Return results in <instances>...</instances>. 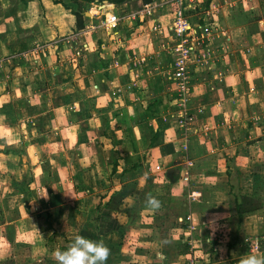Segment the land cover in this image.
I'll list each match as a JSON object with an SVG mask.
<instances>
[{
	"label": "crops",
	"instance_id": "1",
	"mask_svg": "<svg viewBox=\"0 0 264 264\" xmlns=\"http://www.w3.org/2000/svg\"><path fill=\"white\" fill-rule=\"evenodd\" d=\"M212 3L215 52L181 123L151 29L169 5L127 12L113 37L88 30L114 14L106 2L77 22L51 0H0V264L14 245L41 251L25 264H90L92 251L94 264H262L244 240L264 232V208L237 205L264 176V0ZM159 131L164 154L149 145Z\"/></svg>",
	"mask_w": 264,
	"mask_h": 264
},
{
	"label": "built area",
	"instance_id": "2",
	"mask_svg": "<svg viewBox=\"0 0 264 264\" xmlns=\"http://www.w3.org/2000/svg\"><path fill=\"white\" fill-rule=\"evenodd\" d=\"M204 0H161L160 2H151L141 6L139 11L130 14V18L137 16H151L155 10L163 5H169V19L166 24L162 25V21L151 19L152 31L164 30L165 43L162 44L163 50L170 59L169 63V80L173 87L174 102L179 112V120L181 123L185 120L186 106L190 102L191 97V80L192 73L197 69H206L211 64L214 46L211 42L213 32L212 23L217 8L209 1L206 8H203ZM119 19L114 14H104L102 19L88 25V30L102 28L107 30L113 37L117 36V24ZM74 38L72 35H66L51 42L52 47L65 44L71 46ZM84 48V46L82 47ZM223 44H219L217 49L222 50ZM45 50V45L33 47L31 53L36 54ZM115 64V63H114ZM115 92H113L114 94ZM185 151V147H182ZM158 170V167H154ZM187 181V177H183ZM193 195V193H192ZM186 221H190L189 216L185 217ZM188 230L191 232L193 227L188 224ZM218 239V237H216ZM213 238L212 240H216ZM246 238L244 243L249 241ZM189 246L193 244V239L188 238ZM250 253L258 250V240L254 238L247 245ZM192 249V248H191ZM189 264H193L191 261Z\"/></svg>",
	"mask_w": 264,
	"mask_h": 264
},
{
	"label": "trees",
	"instance_id": "3",
	"mask_svg": "<svg viewBox=\"0 0 264 264\" xmlns=\"http://www.w3.org/2000/svg\"><path fill=\"white\" fill-rule=\"evenodd\" d=\"M54 4H60L64 10L73 15L77 22H80L81 14L80 8L78 9L77 3L84 1L85 3L107 1L115 5H127L133 3L132 8L128 12H133L141 8L145 4H149L152 0H51ZM161 131L156 132L150 141V146H158L161 154H164L166 146L159 143ZM264 208V176L253 175L250 188V194L248 196H240L237 205V211L239 214H246L253 211H257ZM95 252L92 251L91 256L88 257L89 263L94 264Z\"/></svg>",
	"mask_w": 264,
	"mask_h": 264
},
{
	"label": "rangeland",
	"instance_id": "4",
	"mask_svg": "<svg viewBox=\"0 0 264 264\" xmlns=\"http://www.w3.org/2000/svg\"><path fill=\"white\" fill-rule=\"evenodd\" d=\"M102 2H106V3L110 4V5H112V11H113V13L115 14V16L117 18L125 17L127 15L126 13L133 6L132 2L129 3L128 6L127 5H115V4H111V3L107 2V1H102ZM100 5H102V3ZM77 6H78V9L82 8L83 12H87L86 9L89 8L88 7L89 4L85 3L84 1H81V2L77 3ZM90 8H92L90 14H95L96 9L93 8V6H91V5H90ZM97 17H98V20L95 21V22L98 23V21L100 20L101 16L98 15ZM84 18L87 19L88 16L85 15ZM158 76H159V80H161V78H162L161 75L159 74ZM130 124H131V122H130ZM83 220H84V218L81 216L79 221L77 220L76 224L78 225L81 222V224L83 225V222H84ZM263 234H264V232H261V233H257V234H252V235H250V237H248V238H250V240H253L254 238H256L258 240V250L256 252L255 251L251 252V254H253V256L251 257L252 260L250 262H259L260 261V262H262V264H264V240L263 239H259V237H262ZM58 235H60V234H58ZM61 235H64V234H61ZM66 235H68V237H70V236H72V233H66ZM250 240L247 241L245 244L246 245H250ZM20 241H22V240L18 238L17 242H20ZM53 242H55V244L56 243H58L60 245L63 244V242L61 241L60 238H57ZM64 243H67V241H65ZM50 249H51V251L55 250L56 249V245H55V247H52V244H51L49 246L48 250H50ZM247 249H249V248L247 247ZM203 250L204 251H208L207 248H203ZM80 251L82 252V250H80ZM37 252H41V251H39V248L32 249V251H31L29 247H26V246L24 247L22 245H20V246L19 245L18 246L14 245V246H12V249H11V255H10L11 256V262L10 263H6V264H25V262L27 261V259H26L27 256H32V258H33V256H35V254H37ZM44 253H46V252H44ZM52 257H54V255H52V254L48 255V258H52ZM73 257H76V256H73ZM77 257H79V256H77ZM54 259H55V257H54ZM43 260L44 261H42L40 264H57V261H52L51 262V261H47V259H45V258ZM197 260L198 259H196V261Z\"/></svg>",
	"mask_w": 264,
	"mask_h": 264
}]
</instances>
